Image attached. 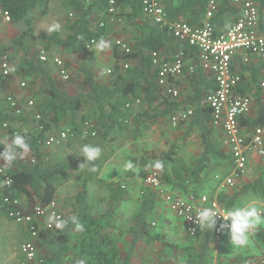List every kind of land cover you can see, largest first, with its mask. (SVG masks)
I'll return each mask as SVG.
<instances>
[{"label": "trees", "instance_id": "trees-1", "mask_svg": "<svg viewBox=\"0 0 264 264\" xmlns=\"http://www.w3.org/2000/svg\"><path fill=\"white\" fill-rule=\"evenodd\" d=\"M50 1L0 0L1 6L11 16V23H26V28L12 39L11 44L0 43V61L11 48L26 49L38 45L47 55L45 61H41L39 55L23 58L15 66L13 75H3L0 71V132L4 130L2 123L7 121L8 128L4 131L11 140L17 130L11 123L27 120L23 113H16L10 104L2 102L3 93L11 88V82L16 77L26 82L25 87H35L31 93L37 99L34 98L33 109L27 114L37 112L41 116L35 129L17 131L25 135L33 161L23 160V153L11 166L1 161L4 172L0 177V217L9 219V213L17 211L31 213L37 203L44 204L56 198L59 187L71 180L79 181L70 213L64 215L63 219L78 216L85 230L77 231L69 223L63 232L58 229L45 232L36 241L42 264H131V252L139 241L144 239L152 243L160 237L154 231L156 223L150 218L156 204V192L150 187L140 191V203L131 215L132 224L128 228L130 246L122 254L113 234L115 223L112 211L129 201L131 194L120 180L106 178L102 170L114 156L119 141L128 135L133 140L139 139L150 125L168 121L182 109H191L192 113L187 119L180 120L177 128L183 131L181 138L193 131L198 133L201 152L192 164L186 165L177 153V144H172L168 150L160 152L145 150L142 156L130 159L132 165L135 167L138 163L152 168L164 185L179 189L182 193L190 192V183L199 187L204 180L202 175L217 163L228 164L230 168L221 175L227 174L232 168V158L222 143V132L216 142L212 111L203 101L208 93L216 89V81L212 74L202 68L197 48L177 41L168 25L153 23L144 15L141 0H113L116 11L114 20L121 17V22H129L137 35L130 45L131 50L124 52L114 47L115 60L107 76L99 71L96 73L98 69L91 65L82 64L86 90H76L72 84L60 87L53 76L54 54L59 51L65 67L70 68V56L82 57L103 39L109 29V0H94L92 3L90 0H60L65 15H71L66 32L49 31L36 39V24L47 13ZM163 1L169 20H182L191 26L202 25L208 0ZM258 1L264 5V0ZM217 2L218 10L211 22L215 34L219 35L237 18L238 9L232 0ZM96 8L100 13L96 14L100 16L99 21H104L102 26L99 21L95 24L92 22ZM91 40L93 44L87 48ZM179 48L183 50L187 62L193 64L194 70L184 72L176 79L175 83L183 87L177 97H171L158 87L149 53L162 51L172 54ZM244 68L250 72V82L259 86L257 73L260 67ZM257 88V109L239 117L240 125L247 130L264 125V98L260 87ZM245 89L243 85L237 87L239 92ZM63 124L69 125L68 140L77 146V155L69 158L47 156L42 142L49 133L55 132L52 129ZM84 144L102 149L101 156L94 162V172L88 170L93 166L91 164L79 167L84 162V158L79 156ZM157 161L162 162V168L154 167ZM216 183H219L218 179ZM256 187L254 183L231 193L221 191L217 198L226 209L232 208L238 206L240 194ZM104 203L109 207H106L107 211L94 214L93 210ZM215 231L200 230L196 234L198 247L186 253L187 264H210V246L216 237ZM254 239L264 247V228L255 230Z\"/></svg>", "mask_w": 264, "mask_h": 264}, {"label": "rangeland", "instance_id": "rangeland-1", "mask_svg": "<svg viewBox=\"0 0 264 264\" xmlns=\"http://www.w3.org/2000/svg\"><path fill=\"white\" fill-rule=\"evenodd\" d=\"M93 1L94 0H90V3ZM98 11L99 9L96 8L92 16V22H94V24L97 23L100 18V16H96L95 14L96 12L99 14ZM34 14L36 13L34 12ZM70 19L71 15H65L61 6V1L51 0L47 13L41 16L36 24V39L49 32L52 26L56 23L60 24L59 30L65 33V27L68 26L69 21H71ZM108 21L109 29L105 37H103V40L109 42V48L100 50L97 48L98 43H95V45L86 51L82 57L77 58L76 56H70L71 68L75 69L74 72L72 70L75 80V83L72 85H74L76 90H80L81 85H84L85 83L81 70L82 64L91 65L95 69H98L96 73L99 71L100 74H106L105 76L109 75L110 72H108V70L111 71L115 60L113 50L114 47H118L115 44L116 39L123 40L131 45L137 36L134 27L129 22H124L123 20L121 22V17H118L117 20L114 21ZM25 28L26 23L24 21L5 23L0 19V43L11 44L12 39ZM39 51L40 46L38 45L29 46L26 49L11 48L6 53V57L9 59L10 63L16 66L23 58L36 57L39 55ZM55 56L61 57L62 55L58 51L53 57ZM244 67H260L261 71L257 73L258 82L264 72V61L255 55L243 52L238 53L233 59V70L241 74V85L246 88L244 92L251 98V107L254 109V107L257 106V87L259 86L257 83L250 82V72ZM53 69L55 71L54 66ZM63 83L64 82H62V84ZM182 87L183 86L180 84L179 90H181ZM261 90L260 93L264 98V89ZM34 98L37 99V97L32 96V93L29 90L26 91L19 100L13 97L20 108L19 114L23 113L27 119L26 121L20 120L11 123L17 130H33L36 128L38 121L34 118L33 114H27L32 111L34 105L29 106L27 100L32 99L35 103ZM2 102L5 105L8 103L3 96ZM178 122L173 123L170 118V120L168 119V121L163 123L152 124L147 127L144 135L139 139L133 140L128 135L116 144V152L114 156L108 161L102 170V174L106 178L120 180L121 184L128 188L131 194V199L129 201L124 202L121 206L112 211V218L115 223L113 234L122 254H125L130 246L131 238L128 233V228L132 224L131 215L138 208L140 203V191L144 187L153 188L148 184L147 177L155 171L148 166H141L138 163H136V166H133L131 170H126L124 165L131 162L130 159L132 160L133 158L142 156L145 150L160 152L162 150H168L172 144H177V153L182 156L186 165L192 164L200 155L201 147L198 133L193 131L184 136V138H181L183 131L177 128ZM68 127V124H63L51 131L58 132L64 130L69 134ZM214 129L215 140L218 143L222 129L220 126L215 125ZM7 139L8 140H4L3 142L0 139V144L10 142L9 137ZM77 149L78 148L74 142L70 139L68 140L67 137L61 142L59 148L50 147L45 149V153L47 156L69 158L76 157ZM0 150H3V145H0ZM27 157L28 155L25 153V158L27 159ZM250 166L247 174L234 185L221 187L220 183H216V175L220 176L221 174L226 173L230 167H228V164H223V162L220 164L217 163L215 167L202 175L204 180L199 187L194 183L189 184L188 190L190 192L188 193H182L179 189L164 185L159 179L160 185L153 188L156 192L157 199L150 218L151 221L156 223L154 231L156 235H159L160 237L158 240L152 241V243L146 242L144 239L139 241L131 252V264H187L186 253L189 251H195L194 247H198L197 235L195 237H190V235H188L183 227L177 222L178 220L170 210L171 202L174 197H188L192 195L194 198H197L200 194L214 196L218 195L221 191L231 193L232 191L240 190L249 183L255 182L257 184L256 189H248L240 194L238 198V206H244L248 202L256 200L259 202L260 214L264 217V159H253ZM78 182L79 181L71 180L59 187L56 193V199L63 207L64 215L70 213L73 197L78 190ZM106 207H108V205L104 203L102 206L96 207L93 210V213L101 214L104 211H107ZM10 225L11 228L14 227L13 230L6 232V226H4L2 219H0V264H10L12 261L18 262L22 258L20 252L21 257L19 259L18 247L27 236V233L24 227H20L19 224L10 222ZM257 228H264V224L258 225L255 230ZM254 232L251 237L250 245L244 249L232 247L227 229L220 235H217L210 246V264H248L252 259H264V247L260 246L255 241ZM8 255L9 259L6 261L5 258Z\"/></svg>", "mask_w": 264, "mask_h": 264}, {"label": "built area", "instance_id": "built-area-1", "mask_svg": "<svg viewBox=\"0 0 264 264\" xmlns=\"http://www.w3.org/2000/svg\"><path fill=\"white\" fill-rule=\"evenodd\" d=\"M238 9L237 18L224 30L216 35L211 22V18L218 10L217 0H208L204 15V20L200 26H191L179 20L171 21L167 18L164 10L163 0H141L142 11L153 23L168 25L173 37L181 42L193 45L198 50V59L202 68L212 74L216 81V89L208 93L203 99L204 103L210 106L212 111V123L220 126L222 131V143L227 147L231 158L232 168L225 175H216L221 187H229L240 180L247 172L250 157L256 156L264 158V125L253 127L250 130L242 127L239 117L251 112V98L245 92L237 91V87L242 84L241 74L233 70V59L238 53L252 54L264 61V5H260L258 0H232ZM114 1L109 0L107 18L111 21L115 16ZM0 19L9 23L11 16L9 12L0 4ZM104 24L103 20L99 25ZM93 40L86 45L90 48ZM115 44L124 52H129L131 47L125 41L116 39ZM151 65L156 73V83L165 94L177 97L179 86L176 79L184 72H192L193 64H189L181 48L172 54L162 51H151L149 53ZM39 59L45 61L46 53L41 50ZM55 72L62 81L70 78V72L64 65L61 57L52 58ZM126 66V64H125ZM15 65L10 63L4 56L0 61V71L3 75L15 74ZM108 72H110L108 70ZM21 87H25V81H19ZM259 87L264 89V72L259 79ZM6 100L10 106L15 108L16 113L20 112L18 103L12 96L7 95ZM27 104L33 105L32 99L27 100ZM192 113L191 109H182L171 116V121L176 123L185 120ZM34 118L39 121V113H33ZM2 129L8 128V122L4 121ZM18 134L14 132V135ZM67 131L61 130L51 132L42 142L43 150L56 147L68 137ZM33 161V159L31 160ZM4 169L0 167V177ZM147 182L153 188L160 185L157 173L154 171L147 177ZM206 207L214 208L222 214L226 209L218 200L217 195L212 197L200 194L194 198L192 195L174 197L170 210L184 231L195 236L200 229L194 223L196 213ZM55 215L63 219L64 210L56 198L46 203H37L31 213L20 211L10 212L9 219L24 227L27 236L20 243L21 260L18 264H42L43 259L37 254V239L45 232L55 228L48 223V218ZM222 220H218L216 235H220L224 230L219 228ZM248 264H264V259H252Z\"/></svg>", "mask_w": 264, "mask_h": 264}, {"label": "clouds", "instance_id": "clouds-1", "mask_svg": "<svg viewBox=\"0 0 264 264\" xmlns=\"http://www.w3.org/2000/svg\"><path fill=\"white\" fill-rule=\"evenodd\" d=\"M60 24L56 23L52 26L50 31H58ZM110 47L109 42L101 39L97 48L104 50ZM3 150H0V161L11 166L21 153H27L30 151V145L26 140L25 135L15 134L10 142H5ZM80 155L84 158V162L80 164L82 167L85 164L93 165L88 170L96 171L94 162L99 159L102 154V149L99 146H93L91 144H84L81 146ZM126 170H131L133 165L128 162L124 165ZM156 168H162L163 164L157 161L154 165ZM218 220L223 222L219 224L221 230L227 229L232 247L237 249H244L251 243V237L255 228L264 224V217L260 214L259 202L252 200L244 206H234L232 208L225 209L222 214L218 213L214 208L206 207L200 209L195 216L194 223L200 230L212 231L216 229ZM48 223L55 229L63 232L69 223H71L77 231L83 232L85 230L84 225L80 222L78 216H72L69 220L61 219L55 215H51L48 218ZM82 264V262H81Z\"/></svg>", "mask_w": 264, "mask_h": 264}, {"label": "crops", "instance_id": "crops-1", "mask_svg": "<svg viewBox=\"0 0 264 264\" xmlns=\"http://www.w3.org/2000/svg\"><path fill=\"white\" fill-rule=\"evenodd\" d=\"M95 14H97V12L95 13ZM100 14V13H99ZM97 16V15H96ZM41 51V50H40ZM39 51V52H40ZM252 55V54H251ZM69 69V72H70V81L68 80V82H65V81H62L60 78H59V76L57 75V73L55 72V71H53V76H54V79H55V81L58 83V85L61 87H64V86H66V84H74L75 83V80H74V75H73V72H74V70L70 67V68H68ZM72 70H73V72H72ZM260 71H261V69H260ZM21 80H23L21 77H16L15 79H13L12 80V82H11V88L7 91V92H5V93H3V98H6V96L7 95H10V96H12V97H14V98H16V99H20L23 95H24V93L26 92V91H30V92H32V91H34V88L35 87H33V86H31L30 88H28V87H21L20 85H19V81H21ZM67 81V80H66ZM62 82H64L63 84H62ZM62 84V85H61ZM249 86H251V85H249ZM28 88V89H27ZM81 89L80 90H86L87 89V86L86 85H81V87H80ZM261 90V89H260ZM262 91V90H261ZM255 109H257V107H254V109L251 107V111H253V110H255ZM2 132H0V136H1V140H2V142L4 141V140H8L7 138H8V134L6 133V132H4V130H1ZM18 131V133H19V129L18 130H16V132ZM27 155H28V157H27V159L25 158V153H23V155L21 156V158H23V160H32L33 159V156H32V153L29 151V152H27L26 153ZM253 159H264V158H259V157H256V156H251L250 157V163H249V165H248V170H249V168L251 167L250 166V164L252 163V161H253ZM1 161H0V167H1ZM248 170H247V172H248ZM247 172H246V174H247ZM245 174V175H246ZM244 175V176H245ZM243 176V177H244ZM255 183V182H254ZM254 183H249L248 185H252V184H254ZM256 189V188H255ZM261 191V190H260ZM0 219H2V221H3V224H4V226H6L5 227V230H6V232H10V231H12L13 230V228H11V225H10V222H14L13 220H11V219H7V218H3V217H0ZM7 219V220H6ZM15 223V222H14ZM17 224V223H16ZM19 226V225H18ZM20 227H22L23 228V226H21L20 225ZM217 236V235H216ZM18 251H19V259H20V257H21V255H20V246L18 247ZM8 259H9V255L5 258V260L6 261H8ZM21 260V259H20ZM19 260V261H20ZM18 261V262H19ZM18 262H16V261H12L10 264H18Z\"/></svg>", "mask_w": 264, "mask_h": 264}]
</instances>
